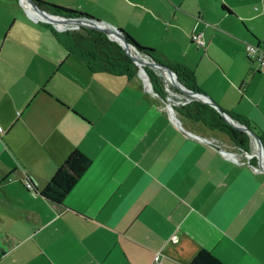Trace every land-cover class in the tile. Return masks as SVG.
Masks as SVG:
<instances>
[{"label":"crops","instance_id":"crops-1","mask_svg":"<svg viewBox=\"0 0 264 264\" xmlns=\"http://www.w3.org/2000/svg\"><path fill=\"white\" fill-rule=\"evenodd\" d=\"M42 1L182 65L197 91L256 128L264 149V55L245 50L264 48V0ZM44 23L0 0V264H187L200 248L224 264H264L256 157L250 164L230 141L197 132L138 70L90 72L50 30L74 27ZM74 148L88 163L73 186L60 203L39 195Z\"/></svg>","mask_w":264,"mask_h":264},{"label":"trees","instance_id":"trees-1","mask_svg":"<svg viewBox=\"0 0 264 264\" xmlns=\"http://www.w3.org/2000/svg\"><path fill=\"white\" fill-rule=\"evenodd\" d=\"M42 9L64 16L89 17L85 13L45 2L42 0H33ZM50 27L48 23H44ZM51 33L67 52L75 53L80 56L90 72L104 71L113 75H123L131 77L137 72L136 65L124 53L123 49L113 40L108 39L102 32L88 28L77 27L56 31L50 27ZM125 40L134 46L140 53L161 62L153 56V49L138 45L132 37L125 31L119 29ZM163 63V62H162ZM168 65L175 73L178 82L188 89L196 90L193 83L191 71L177 63ZM144 72L149 82L151 90L161 99L169 97L177 102L171 107L175 114L186 119L201 123L210 130L222 132L228 140L237 148L244 152H249L250 142L248 135L235 129L225 123L220 114L211 106L193 99L169 95V91L164 87L162 76L154 69L144 66ZM174 93L178 91L171 86ZM170 87V88H171ZM232 119L245 124L260 138L261 136L256 128L246 119L228 114ZM250 164H255V158L248 159ZM88 159L78 149L74 148L68 152L63 161L55 168L45 184L39 189L38 193L42 197L60 203L64 194L73 186L76 178L84 170ZM187 264H224L218 260L210 251L200 248L191 257Z\"/></svg>","mask_w":264,"mask_h":264},{"label":"water","instance_id":"water-1","mask_svg":"<svg viewBox=\"0 0 264 264\" xmlns=\"http://www.w3.org/2000/svg\"><path fill=\"white\" fill-rule=\"evenodd\" d=\"M23 3L29 13L35 17L36 19L54 24L57 28L61 26H70V27H88L102 32L108 39L115 41L124 51V53L130 58V60L136 65L138 72L145 75L144 66L149 67L151 69L156 70L162 78L163 75L160 73L161 71H165L166 74L170 76V82L172 86H174L178 93L187 99L197 100L199 102L205 103L211 107H213L222 117L223 121L230 126L238 129L240 131L245 132L252 146L255 149L257 165L258 167L264 171V149L260 138L256 135L254 131H252L245 124L239 123L238 121L232 119L224 110H222L214 101H212L206 94L201 93L197 90L188 89L182 86L178 80L176 79V75L174 71L166 64L156 61L142 53H140L134 46L129 44L122 33L118 28L110 26L108 24L102 23L97 19L92 17H77V16H64L59 14L50 13L41 7H39L33 0H18ZM147 78V77H146ZM164 87L167 90L165 83ZM211 147L215 150L220 149V147L216 144L209 143Z\"/></svg>","mask_w":264,"mask_h":264},{"label":"built area","instance_id":"built-area-1","mask_svg":"<svg viewBox=\"0 0 264 264\" xmlns=\"http://www.w3.org/2000/svg\"><path fill=\"white\" fill-rule=\"evenodd\" d=\"M189 38H190V41L192 43H194L195 46H203V40H202V37H201V32L200 31H195V32H192L190 35H189ZM245 50H246V54L248 55V57L250 58H254L255 60L257 61H261V58L262 56L264 55V48H260L258 47L257 45H253V44H248L246 43L245 44ZM165 103H166V106L168 108V110L170 111L171 109V105L177 103H173L172 100L169 98V97H166L165 98ZM1 131V129H0ZM206 142L208 143H211L210 140H206ZM220 154L222 155H226L227 157H229L232 161L234 162H237V159L235 158V156L233 155V153L231 152H228V151H225L223 149H218L217 150ZM244 156L246 157V159L248 160L249 158H251L252 156H255L256 157V153L253 152V153H249V152H244ZM24 185L25 187L27 188H30L31 187V184L30 182L28 181H25L24 182ZM158 258L157 255H154L153 256V260H156Z\"/></svg>","mask_w":264,"mask_h":264},{"label":"rangeland","instance_id":"rangeland-1","mask_svg":"<svg viewBox=\"0 0 264 264\" xmlns=\"http://www.w3.org/2000/svg\"><path fill=\"white\" fill-rule=\"evenodd\" d=\"M138 73H139V72H138ZM139 75H140V77H141L144 81H146V83H148V80H147V78L145 77V75H143V74H141V73H139ZM162 79H163V81H164V83H165L164 78H162ZM169 95L177 96L175 93H170V92H169ZM177 97H180V96H177ZM172 102L175 103L174 101H172ZM171 106H172V105H171ZM181 123H182V125H184V123H186V120H182V119H181ZM187 123H191V124L196 125V127H197V132H199L200 134H204V133H213V134L217 135V136L220 138V140H222V142H224V143H226V144L228 145L227 142H228L229 140H228V138H227L222 132L217 131V130H209V129L205 128L204 126H202L201 123H199V122L189 121V122H187ZM249 141H250V140H249ZM224 143H222V147H223V148H226V149H229L228 146H227L226 144H224ZM249 150H250L249 152H253V151H254L251 142H250V148H249Z\"/></svg>","mask_w":264,"mask_h":264},{"label":"bare ground","instance_id":"bare-ground-1","mask_svg":"<svg viewBox=\"0 0 264 264\" xmlns=\"http://www.w3.org/2000/svg\"><path fill=\"white\" fill-rule=\"evenodd\" d=\"M160 73H161V74L163 75V77H164V80H165V86H166L167 90H168L170 93H174V90H173V88L171 87L172 84H171V82H170V76H169L168 74H166L165 71H161ZM170 87H171V88H170ZM173 87H174V86H173Z\"/></svg>","mask_w":264,"mask_h":264}]
</instances>
